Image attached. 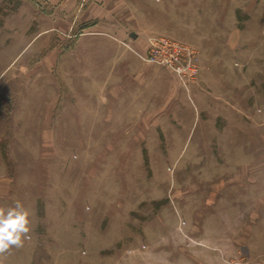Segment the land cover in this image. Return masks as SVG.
I'll list each match as a JSON object with an SVG mask.
<instances>
[{
    "label": "rangeland",
    "instance_id": "1",
    "mask_svg": "<svg viewBox=\"0 0 264 264\" xmlns=\"http://www.w3.org/2000/svg\"><path fill=\"white\" fill-rule=\"evenodd\" d=\"M155 38L197 75L129 50ZM16 200L31 238L0 264H160L209 238L264 264V0H0V207Z\"/></svg>",
    "mask_w": 264,
    "mask_h": 264
},
{
    "label": "built area",
    "instance_id": "2",
    "mask_svg": "<svg viewBox=\"0 0 264 264\" xmlns=\"http://www.w3.org/2000/svg\"><path fill=\"white\" fill-rule=\"evenodd\" d=\"M129 50L142 62L167 68L183 78L193 79L197 75L196 54L182 43L155 38L149 40L144 52Z\"/></svg>",
    "mask_w": 264,
    "mask_h": 264
},
{
    "label": "clouds",
    "instance_id": "3",
    "mask_svg": "<svg viewBox=\"0 0 264 264\" xmlns=\"http://www.w3.org/2000/svg\"><path fill=\"white\" fill-rule=\"evenodd\" d=\"M30 224V213L19 200L13 206L0 207V258L31 238Z\"/></svg>",
    "mask_w": 264,
    "mask_h": 264
},
{
    "label": "crops",
    "instance_id": "4",
    "mask_svg": "<svg viewBox=\"0 0 264 264\" xmlns=\"http://www.w3.org/2000/svg\"><path fill=\"white\" fill-rule=\"evenodd\" d=\"M92 11H95V9L90 8V12ZM197 240L199 243H196V245L192 244V246L198 251L190 253L180 252L174 256L176 259L172 255L170 256L168 253L163 252L154 256L156 258L160 257V264H170L173 260L177 261L176 264H231L232 257L227 252L230 248L227 249L224 239L214 241L212 238H209V240ZM185 245L188 246V244ZM191 250H194V248H191Z\"/></svg>",
    "mask_w": 264,
    "mask_h": 264
}]
</instances>
